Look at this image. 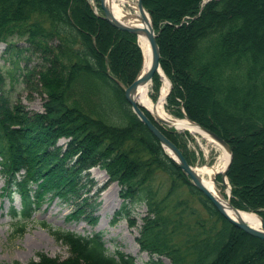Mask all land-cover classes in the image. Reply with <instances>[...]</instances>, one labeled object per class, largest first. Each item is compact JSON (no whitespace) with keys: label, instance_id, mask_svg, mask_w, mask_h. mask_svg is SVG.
<instances>
[{"label":"trees","instance_id":"obj_1","mask_svg":"<svg viewBox=\"0 0 264 264\" xmlns=\"http://www.w3.org/2000/svg\"><path fill=\"white\" fill-rule=\"evenodd\" d=\"M250 1H244L241 7H248ZM234 2L237 0H187L177 9L142 0L153 21L160 65L171 83L167 106L228 144L232 152L227 170L232 204L264 220V194L257 191L259 186L249 187L239 162L243 139L250 135L264 137V60L257 54L251 58L254 46L251 49V44L243 41L248 35L241 28L243 19L236 18L234 10H226ZM257 10L264 15V2ZM98 13H94L89 0H0V44H5L4 53L14 54L18 60L26 52L38 54L44 62V69L38 73L46 94L41 112L27 111L20 101L12 100L6 91L9 74L0 70V172L5 176L3 191L14 188L20 197V209H11L19 226L16 231L22 232L24 222L39 210L47 194L75 208L70 218L86 220L81 210L88 198L80 193L83 187L76 186L85 185L89 170L99 168L120 188L122 203L115 219L129 216L127 210L136 203L146 204L137 240L141 250L159 258L166 256L171 264H264V242L224 220L211 202L192 188L131 112L128 125L114 124L122 112H127L125 108L130 111L116 82L129 86L134 81L142 55L135 35L111 27ZM41 15L44 18L38 20ZM114 38L132 54L133 63L126 70L116 63ZM16 39L24 42L23 49H17L13 43ZM181 40L187 41L183 53L169 44ZM92 55L99 59L100 66L91 63L95 58ZM18 60L12 64L17 65ZM99 72L100 77L96 75ZM31 74L29 70L25 76ZM155 79L157 74L152 81ZM81 80H87L86 85H80ZM201 94L209 102L200 109L194 100ZM120 100L121 113L117 108ZM158 127L163 134L167 132L190 164L176 133ZM61 140L63 145H59ZM135 147L145 150L147 156H137ZM262 153L260 149L254 151L256 156ZM156 171L170 174L188 185L192 193L201 195V203L210 215H217L216 221L206 226L198 220L190 227L187 222L184 241L175 244L185 225L182 218L194 212L177 200L167 208L166 200L175 194L171 187L163 199H158L152 186ZM16 175L21 178L17 180ZM255 190L257 194L252 195ZM193 228L197 232L189 234ZM61 236L73 244L69 259L57 261L39 255L37 261L27 264H135L130 256L107 255L97 234L89 240L71 234ZM159 262L150 260L151 264H162Z\"/></svg>","mask_w":264,"mask_h":264},{"label":"rangeland","instance_id":"obj_2","mask_svg":"<svg viewBox=\"0 0 264 264\" xmlns=\"http://www.w3.org/2000/svg\"><path fill=\"white\" fill-rule=\"evenodd\" d=\"M93 1L96 3V9H94L92 5ZM185 1L152 0V3L158 7L163 5L167 6L168 8L179 9L181 4ZM244 1L246 0H237L238 4L236 2L231 3L227 6L226 10H234L233 12H237L235 17L243 19L241 28L242 30H247L248 32L246 40L243 41L251 44L250 48L254 46L253 52L251 53V58L256 57L255 55L257 54L259 56L261 55V59L264 60V15L262 14L261 10H257L260 8V3H263L264 0H251L248 7H241ZM89 2L91 3L93 10L96 11L95 14L99 15L98 12H100V14L103 16V12L99 5V0H89ZM135 7L136 0H125V2L121 5L122 10L127 13H134ZM42 17L43 16L41 15L38 20H41ZM80 18L82 20L84 19L82 16H80ZM35 20L37 19L35 18ZM93 30L96 29L93 28ZM239 32L242 31L239 29ZM239 32L237 33L239 34ZM230 35L231 33H229V36ZM180 36H184V34H181ZM102 37H104V35H102L101 38ZM101 38L100 42L102 46L104 45V40ZM114 39L115 40H112L114 41L112 47L115 48L117 46V50L115 51L116 63L126 70L133 63L132 54L127 48H124L121 44L116 43L118 42L117 38ZM13 43L16 44L17 49H23L25 47L22 40H13ZM169 44H172V48L178 49V51L183 53V49H185L184 47L187 45V41H170ZM4 49L5 44H0V70L5 75L9 74L7 76L8 80L6 91L10 93L14 102L20 101L21 106L25 110L31 112H41L43 110V103L46 99V94L43 84H41L39 81L38 73L44 69V62L41 60L40 55H30L28 52H26V54L22 55V59L18 60L17 58L15 59L14 54L10 55L9 53H4ZM92 56L95 57V55ZM16 60H18L17 65L12 64V62ZM99 62V59L95 57L91 63H96L97 66H100ZM259 68L261 69L260 65ZM29 70L32 72V74L29 77H26L25 74ZM155 74H157L158 79H155L154 82L151 81L149 85V95L153 101L157 100L164 84L163 76L158 73ZM96 75L100 77V72ZM258 75L262 76L260 73H258ZM10 81L12 84H10ZM86 82L87 80H81L80 85H86ZM122 95L124 98L123 100L128 105L130 111H128L126 108L125 111H127V114L122 112L123 110L121 111L120 106H123V104L122 100H120L117 108L120 110L119 112L122 113L119 115L120 120L117 123H114L119 124L120 127H124L126 124H129L127 115L128 112L132 113L130 105L125 100L124 91ZM208 102L209 101L207 98L201 94V96L199 95L198 98L194 100V105L201 109L207 107ZM167 105V101H165V110L170 117L173 119H185L186 116H178V112ZM133 116L135 117L134 114ZM149 120L153 122L151 119ZM153 124L161 133H163L158 125L155 123ZM141 125L143 124L141 123ZM229 127H231L230 124ZM162 128L166 131L176 133L178 142L185 150V155L192 167H214L217 164L221 153L219 152L218 147L211 141L203 139L200 136L191 135L187 132H176L173 129L164 126ZM149 134L151 133L149 132ZM151 136L158 143L163 152H165L157 139L152 134ZM243 140L244 143L240 146L239 150L241 173L247 179L249 187L259 186L257 191L260 190V192L264 194V155L263 153L262 155H254V151L256 149L264 151V137L250 135L245 137ZM63 144L64 140L59 141V145ZM137 144L141 145V147L143 145L142 142L138 140ZM133 150L137 156L140 154H142V158L147 156V154L144 153L146 152L145 150H140V148L137 147H135V149L133 148ZM165 154L168 157L166 152ZM153 175L154 177L152 179V186L154 190L157 191L158 199H163L167 195L169 187L174 189V198L171 199L169 197L168 200H166V203L168 204L167 208L171 202L174 204V201L177 200L179 203L187 204V207L192 209L194 212L193 215L182 218L185 225L175 238V244L180 245L182 244L181 242L184 241L185 235L188 231V227H185L187 222H189L188 226L190 227V225L192 226V224L198 220L203 221L205 224H207L206 226H208V223L212 224L216 221L217 215H210L208 210L201 203V195L192 193L189 189V186L184 182L175 179L173 176H169L170 174L168 175L164 171H156L153 173ZM16 178L19 179L21 177L17 175ZM87 178L88 181L85 183V185L78 184L76 188L83 187L80 193L82 196L88 198V202L83 205L81 210L85 212L83 218H86V221L93 220L94 224L90 225L88 222L86 223L82 219L75 220L74 218H70L69 213L73 212L75 208L64 206L58 198L53 197L51 194H47L45 197L46 199L43 201L40 209L33 215L31 220L25 224L23 232L18 233L15 232L18 226L14 225L13 223V216L11 215L10 209L11 207H15L17 210H19L20 200L16 194H13L14 189H12L10 192L5 191V194L3 193L2 189L4 188L5 177L0 174V262L8 264L13 262L27 264L32 260L37 261L39 255L46 256L57 261L67 260L71 257V255H73V244L70 241L65 240L61 234L72 233L82 237H91L94 234H98L108 255L121 254L124 256H130L134 260L135 264H151L150 260L154 262L158 260L160 261L159 263L162 264H171V261L166 256H161L160 258L157 255L152 256L147 250H141L140 246L138 245L137 240L140 237V232H142L144 222L143 220L147 211L146 204L136 203L130 208V210H127V214H129V216H123L120 219H115L114 215L120 209L122 203L119 197V186L116 183H110L106 173L98 168L91 169ZM215 181L222 195L226 196V194H224L226 192V188L223 186L219 175L215 177ZM32 188H34V186ZM194 190L199 192L195 188ZM250 193L252 195L257 194L256 190L251 191ZM175 213L179 214V210H176ZM252 213L256 214L255 212ZM256 215L260 217L258 214ZM223 219L226 220L225 218ZM113 221L115 222L113 223ZM227 222L230 223L229 221ZM238 230L241 231L240 229ZM194 232L196 233L197 231L193 228L189 234H194Z\"/></svg>","mask_w":264,"mask_h":264},{"label":"water","instance_id":"obj_3","mask_svg":"<svg viewBox=\"0 0 264 264\" xmlns=\"http://www.w3.org/2000/svg\"><path fill=\"white\" fill-rule=\"evenodd\" d=\"M105 1L106 0H99V5H100V8L103 12L102 18L104 20H106L107 22H109L113 27H115L116 29H118L120 31L135 35L137 38L138 37H145L148 40L150 48H151L152 59H151V64H150L147 72L145 74L143 73L142 75L141 74L138 75L135 78V80L129 86H125L122 83L117 82V84L124 91L125 100L130 105L132 113L135 115V117L138 119V121L141 122L148 129V131L157 139V141L160 143V145L164 149V151H165V148H168L172 151V153L174 154V157H170V158H171V161L173 162V164L179 170H181L184 173V175L188 178L191 186L194 187L200 193H202L211 202V204L214 206L216 211L223 218H225L231 224L236 226L242 232H244V233H246V234H248L254 238H257L261 241H264V221H263V219L261 217H259L260 223H261L260 231H256V230L251 229L249 226H247V224H245L240 219L233 220L229 216H227V214L225 213V209L222 206V204L218 200H216L214 198V196L211 193H209L201 185L200 180L193 173L192 168L187 163L182 152L177 148V146H175V144H173L170 140H168L163 135V133H161L156 128V126L147 118V116L144 114V112L142 110H140V108L134 102L133 97L135 96V94H136L135 92H137V89L140 86H143L148 82H151L155 73L160 74L161 76H163L164 79L167 80L169 90L171 88V83L169 82V80L167 79V77L164 75L163 72L159 73V70H161V69H159L160 50H159V47H158V44L156 41L157 36L154 32L152 18L148 14V12L143 8L142 0H136V10L139 14L140 21L143 22L145 27H137V26H135V27L134 26H127L126 27V26L119 24L118 22H116L112 18L110 10H109L108 6L105 4ZM92 5H93L94 9H96V3L94 1L92 2ZM185 119L188 120L191 124H193L197 127H200V130L211 141H213L214 143L219 145L229 155L228 164H227L226 168L224 169V171L222 173H220V178H221V181L223 183V186L226 188V190H228L227 207L230 210H232L233 213L236 214L239 211V209L235 208L231 203V191H230L231 189H230V186L228 185L227 179H226L227 170H228L229 164L231 163V158H232V153H231L230 147L228 146V144L224 140H222L220 137H218L213 132L207 130L206 128H204L202 126L197 125L196 123H194L192 121H190L187 117H185ZM155 122L160 123L161 126H165V127L166 126L171 127V124H173L171 121L159 122L158 119H156ZM164 146H165V148H164ZM168 157H169V155H168Z\"/></svg>","mask_w":264,"mask_h":264},{"label":"bare ground","instance_id":"obj_4","mask_svg":"<svg viewBox=\"0 0 264 264\" xmlns=\"http://www.w3.org/2000/svg\"><path fill=\"white\" fill-rule=\"evenodd\" d=\"M124 2H125V0H106L105 1V4L108 6V8L110 10L112 18L116 22H118L119 24H121L123 26H126V27L127 26L145 27L143 22L140 21V17H139V14H138L137 10H136V7H135V12L134 13H127V12H124L122 10L121 5ZM93 11H94V13L96 12L95 10H93ZM108 24L111 27H113L109 22H108ZM113 28H115V27H113ZM137 45H138V47L140 49V52H141V55H142V67H141V71L139 72V75L140 74L142 75L143 73L145 74L147 72V70H148V68H149V66L151 64L152 54H151V48H150L149 42H148V40L145 37H138L137 38ZM159 69L162 70V67L160 65V60H159ZM161 70H159V73L163 72V70L162 71ZM150 83L151 82H148L145 85L140 86L137 89V92H135L136 94L133 97V100L137 104V106L140 108V110H142L144 112V114L147 116L148 119L152 118V121H153L152 123H156V124L160 125V123L155 122L156 119H158L159 122L171 121L173 124H171V127L166 126L167 128H171V129H173L176 132H181V133L187 132V133H190L191 135L200 136L203 139L211 141L200 130V127H197V126L191 124L186 119H176V118L173 119L172 117H170L166 113L165 101H166V98H167V96H168V94L170 92V90L168 89V82H167L166 79H164V84H163V86L161 88V92L159 93V96H158L156 101H153L152 98L149 95V87H150L149 85H150ZM197 125H199V124H197ZM165 133H167V132H165ZM165 133L163 135L168 140H170V138H168ZM211 142L214 143L213 141H211ZM214 144L218 147V150L221 153V155L218 158L217 164L214 167H212V166H202V167H199V168L198 167L194 168V167H192L189 164L190 167L192 168L193 173L200 180L201 185L209 193H211L216 200H218L222 204V206L225 209V213L227 214V216H229L233 220L240 219L245 224H247V226H249L251 229L256 230V231H260L261 223H260L259 217L256 214H254L252 212L242 211V210H239L235 214V213L232 212V210H230L227 207L228 190H226V192L224 193V194H226V196L222 195L221 191L219 190V188H218V186L216 184L215 177L217 176V174L220 175V173H222V171L226 168V166L228 164V161H229V155L219 145H217L216 143H214ZM164 148H165V146H164ZM165 152L169 155V158L170 157H174V154L172 153V151L170 149L165 148ZM229 166H230V164H229ZM226 179H227V175H226ZM227 183H228V180H227ZM231 203H232V192H231ZM234 227L237 228L236 226H234Z\"/></svg>","mask_w":264,"mask_h":264}]
</instances>
